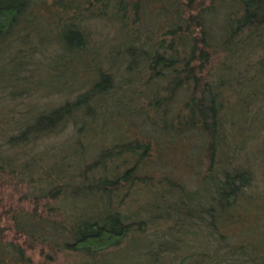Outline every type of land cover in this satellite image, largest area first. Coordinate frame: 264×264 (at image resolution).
Returning a JSON list of instances; mask_svg holds the SVG:
<instances>
[{
  "label": "trees",
  "instance_id": "16d2710c",
  "mask_svg": "<svg viewBox=\"0 0 264 264\" xmlns=\"http://www.w3.org/2000/svg\"><path fill=\"white\" fill-rule=\"evenodd\" d=\"M45 1L0 0V264H264V0Z\"/></svg>",
  "mask_w": 264,
  "mask_h": 264
},
{
  "label": "rangeland",
  "instance_id": "374dc122",
  "mask_svg": "<svg viewBox=\"0 0 264 264\" xmlns=\"http://www.w3.org/2000/svg\"><path fill=\"white\" fill-rule=\"evenodd\" d=\"M204 1H205V3L208 2V0H204ZM35 10H37V13L39 14V17L41 18L42 22L45 23L44 25L42 24L44 29H47L48 27H50V25H49L50 22H52L54 19H56L59 16L58 14H60L62 12L61 8L60 7H56V5H54L51 0H46L42 4L36 5ZM154 18H155V15H153L152 18H150L149 16L145 17V19H144V23L145 24H142V23L139 24V30L140 29L142 30V35L147 33L148 30L151 33H152V31H154V29H155V27H154L155 26ZM95 24H96V22H95ZM88 25L90 27V23H88ZM92 28H93V26H92ZM92 28H91V30H92ZM118 28H119L118 25L115 24L114 25V29L115 30L113 31V34H114L113 38L112 39L111 38L108 39V43L109 44H105V45L101 46V44L99 42L100 38L98 37V42L99 43L97 44L96 47H92L93 48V52L95 53V55L100 56L102 53H104V51H106L108 49V47L110 45L112 46V48H114L118 44L123 43L122 42V33H121V31ZM157 35H158V32H156L155 36H157ZM36 46H37V50L40 49V46L38 44H36ZM43 46L47 47V44H45ZM51 48L55 49L56 51L59 50L58 46H56L55 44H52V46H49V49H48L49 51H47V55H49L51 53L50 52L52 50ZM86 63H87V61H86ZM74 70L77 71L78 73L76 72V78L74 80H72V81H75V82H78V83L79 82H88V79L90 77V71H91V67L90 66L84 65L82 67H79V69L74 66ZM59 73H60V71H59ZM38 75H39V77H41L46 82L48 80L50 81L51 77L53 76V73L50 70H48V67H47L44 71L39 72ZM55 82H61V81L58 78ZM250 149H252V151L256 152L258 155H261V153H262V155L264 154V133L260 132V133L257 134L256 140L251 144ZM178 155L180 156V153H176L174 157H169V158L174 160L173 166H176L175 171H176L177 175L179 177L185 178L188 175H186L184 173L183 166L179 167V166H177V164L175 162V160L178 159ZM261 165H260L262 167V168H260L261 170L260 171H257L258 169L256 170V176H257L256 184L258 185L256 189L258 191H261L260 189H264V163L263 164L261 163ZM243 214H244L245 220L248 218V221L250 222V219H251V222H253V224H255V222L257 221L254 218V214L251 211H247L246 213H243ZM235 230H236V228L235 229L233 228V230L231 232H233L235 234L236 233ZM249 231L252 232V233H256V229L255 228H254V230L253 229L250 230L247 227H245L244 228V234L247 237H251L252 236L249 233ZM124 245H125V243H123L120 248H122ZM137 247L139 249H142L141 248L142 245H138V246L129 245V247L127 249H125V251L123 253L118 252V253H121V254H118V253L111 254L110 258L112 260L108 264H137V262L141 258L140 256L138 257L137 255H135L134 249L137 248ZM30 255L32 256V258L35 261V263H37V262H39L41 260L37 251L31 253ZM107 255H109V254H107ZM62 263H63V261H62Z\"/></svg>",
  "mask_w": 264,
  "mask_h": 264
}]
</instances>
